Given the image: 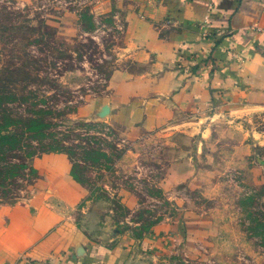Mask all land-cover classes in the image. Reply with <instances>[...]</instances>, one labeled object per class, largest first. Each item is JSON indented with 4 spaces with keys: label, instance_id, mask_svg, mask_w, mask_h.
Segmentation results:
<instances>
[{
    "label": "rangeland",
    "instance_id": "1",
    "mask_svg": "<svg viewBox=\"0 0 264 264\" xmlns=\"http://www.w3.org/2000/svg\"><path fill=\"white\" fill-rule=\"evenodd\" d=\"M107 1L0 0V203L27 200L35 159L64 153L91 221L110 245L134 237L140 264H264V108L132 136L79 113L126 64L127 18Z\"/></svg>",
    "mask_w": 264,
    "mask_h": 264
},
{
    "label": "crops",
    "instance_id": "2",
    "mask_svg": "<svg viewBox=\"0 0 264 264\" xmlns=\"http://www.w3.org/2000/svg\"><path fill=\"white\" fill-rule=\"evenodd\" d=\"M118 1L126 64L105 97L79 110L86 121L132 136L178 115L212 125L241 107L264 108V0ZM72 166L64 153L38 156L28 199L0 203V264H140L134 237L110 245L103 218L91 221L99 206Z\"/></svg>",
    "mask_w": 264,
    "mask_h": 264
},
{
    "label": "trees",
    "instance_id": "3",
    "mask_svg": "<svg viewBox=\"0 0 264 264\" xmlns=\"http://www.w3.org/2000/svg\"><path fill=\"white\" fill-rule=\"evenodd\" d=\"M72 175L74 176V178L77 180V181H79V179L72 173ZM80 182V181H79Z\"/></svg>",
    "mask_w": 264,
    "mask_h": 264
}]
</instances>
